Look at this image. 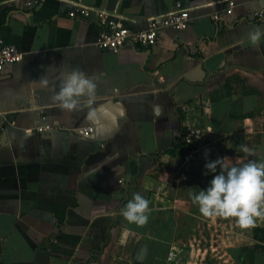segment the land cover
Wrapping results in <instances>:
<instances>
[{"label": "crops", "instance_id": "crops-1", "mask_svg": "<svg viewBox=\"0 0 264 264\" xmlns=\"http://www.w3.org/2000/svg\"><path fill=\"white\" fill-rule=\"evenodd\" d=\"M25 1L0 0V39L24 57L0 79V264H264L254 237L264 218L248 228L206 218L190 196L212 179L206 149L209 160L264 162V37L248 40L264 32L249 18L264 0H237L232 15L230 0H41L31 13ZM179 4L193 24L166 29L149 53L96 47V10L140 32ZM76 6L90 17L70 18ZM73 69L97 84L96 124L52 99ZM188 127L212 128L192 164L178 144ZM137 193L149 201L144 225L121 214Z\"/></svg>", "mask_w": 264, "mask_h": 264}, {"label": "clouds", "instance_id": "clouds-1", "mask_svg": "<svg viewBox=\"0 0 264 264\" xmlns=\"http://www.w3.org/2000/svg\"><path fill=\"white\" fill-rule=\"evenodd\" d=\"M262 37L264 32L257 29L249 33L248 40L256 45ZM96 95L95 80L73 69L61 78L59 90L52 99L67 112L86 110L85 119L96 124L98 113L102 111L94 106ZM112 119L115 120V116ZM239 147L242 153H250L247 145ZM209 151L204 152V174H211L212 179L206 189L190 193L192 204L198 207L200 214L206 218H235L241 228H248L257 218H264V162L248 160L236 164L227 157L209 160ZM148 211L149 201L137 193L128 200L121 214L129 223L144 225Z\"/></svg>", "mask_w": 264, "mask_h": 264}, {"label": "built area", "instance_id": "built-area-1", "mask_svg": "<svg viewBox=\"0 0 264 264\" xmlns=\"http://www.w3.org/2000/svg\"><path fill=\"white\" fill-rule=\"evenodd\" d=\"M41 5V0H26L25 7L31 13L36 11ZM237 7V0H230L224 9L227 15H232ZM98 17L100 34L96 41L98 50L113 55H118L125 47H131L138 51L149 53L157 46L160 36L166 29L178 31L188 30L193 24L194 19L191 10H185L179 4L174 11L166 16L150 19L144 31L136 32L130 30L126 25V19L119 15L110 14L103 10L95 11ZM91 15V9L76 6L70 13L72 19H88ZM249 18L254 22L264 24V8L253 11ZM212 20L220 22L221 14L212 15ZM24 60L23 54L15 46L8 45L0 39V79L2 72L7 65L19 64ZM189 109L184 108L187 112ZM38 132L46 131L45 128H39ZM85 136L94 133V128H83ZM212 132L210 127H188L179 135V147L182 152V158L185 164H192L198 160L201 148L206 142L205 134Z\"/></svg>", "mask_w": 264, "mask_h": 264}, {"label": "trees", "instance_id": "trees-1", "mask_svg": "<svg viewBox=\"0 0 264 264\" xmlns=\"http://www.w3.org/2000/svg\"><path fill=\"white\" fill-rule=\"evenodd\" d=\"M254 237L258 241L256 248L264 251V228H256L254 230Z\"/></svg>", "mask_w": 264, "mask_h": 264}, {"label": "water", "instance_id": "water-1", "mask_svg": "<svg viewBox=\"0 0 264 264\" xmlns=\"http://www.w3.org/2000/svg\"><path fill=\"white\" fill-rule=\"evenodd\" d=\"M3 141H6L7 140V136L4 134L3 135ZM148 254V248L146 246H144L139 254V258H138V262L139 263H143L144 260L146 259V256Z\"/></svg>", "mask_w": 264, "mask_h": 264}]
</instances>
